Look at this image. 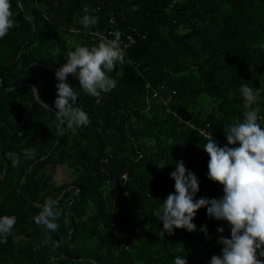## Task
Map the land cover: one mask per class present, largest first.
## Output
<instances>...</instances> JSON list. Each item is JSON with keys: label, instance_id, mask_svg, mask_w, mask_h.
<instances>
[{"label": "trees", "instance_id": "trees-1", "mask_svg": "<svg viewBox=\"0 0 264 264\" xmlns=\"http://www.w3.org/2000/svg\"><path fill=\"white\" fill-rule=\"evenodd\" d=\"M10 3L15 26L0 39V217L15 216L16 224L0 244V264H173L177 255L209 264L221 255L217 228L230 237V227L206 208L193 219L195 231L174 235L162 232L155 213L175 191L176 160L197 176V199L223 195L207 177L202 147L211 134L227 143L224 131L242 117L241 84L260 90L264 127V0ZM85 9L96 26L79 22ZM108 25L135 42L108 73L117 84L99 103L69 75L90 118L69 129L54 112L55 70L67 51L94 45L86 31ZM34 84L53 111L35 98ZM58 165H67L71 180H53ZM48 197L59 201L55 232L34 221Z\"/></svg>", "mask_w": 264, "mask_h": 264}, {"label": "clouds", "instance_id": "clouds-1", "mask_svg": "<svg viewBox=\"0 0 264 264\" xmlns=\"http://www.w3.org/2000/svg\"><path fill=\"white\" fill-rule=\"evenodd\" d=\"M85 13L79 22L85 28L96 26L98 18L88 15L87 9ZM14 15L10 0H0V39L14 28ZM91 31H86V38L94 45L76 46L74 50L67 51L65 63L55 70L54 112L69 129L90 124L89 115L77 106L78 93L68 82L69 75L78 80L84 93L99 103L102 93L110 92L117 84L108 73L115 70L117 63L123 64L125 61V53L118 40L101 38L98 43H93L90 41ZM30 89L45 109L53 111L41 99L36 87ZM239 92L243 99L242 117L224 131L227 143L219 146L211 134L205 136L207 142L202 147L210 157L207 177L223 186V195L197 199V176L187 169L182 160H176L175 170L170 173L175 181V191L161 200L162 206L155 213L163 224L162 232L168 235H174L175 229L195 231L193 219L201 208H206L209 218L226 221L230 227V237L223 235V227L217 228V232L221 233L217 242L222 245V254L212 255L209 264H264V260L258 258L264 257V127L260 123L261 108L257 103L260 90L241 84ZM23 152L29 158L35 155L32 148H25ZM8 158L14 166L20 163L16 153H9ZM37 207L41 210L34 217L35 223L46 231H57L59 201L48 197L43 205ZM15 224V216L0 217V244L7 243ZM199 230L210 238L206 225ZM174 251L179 252L180 249L177 247ZM173 264H187V257L177 255Z\"/></svg>", "mask_w": 264, "mask_h": 264}, {"label": "built area", "instance_id": "built-area-1", "mask_svg": "<svg viewBox=\"0 0 264 264\" xmlns=\"http://www.w3.org/2000/svg\"><path fill=\"white\" fill-rule=\"evenodd\" d=\"M125 34L122 33L121 30L110 27V25L106 26L104 29H99L96 31L90 32V41L93 43H98L101 38H105L108 40L116 39L120 45V48L125 53L126 50L135 42V38L133 34H128L124 37Z\"/></svg>", "mask_w": 264, "mask_h": 264}, {"label": "rangeland", "instance_id": "rangeland-1", "mask_svg": "<svg viewBox=\"0 0 264 264\" xmlns=\"http://www.w3.org/2000/svg\"><path fill=\"white\" fill-rule=\"evenodd\" d=\"M76 42H77L76 40L73 41V43ZM53 180L58 184L71 180V174L67 165H58L55 168V175Z\"/></svg>", "mask_w": 264, "mask_h": 264}, {"label": "water", "instance_id": "water-1", "mask_svg": "<svg viewBox=\"0 0 264 264\" xmlns=\"http://www.w3.org/2000/svg\"><path fill=\"white\" fill-rule=\"evenodd\" d=\"M32 29L34 30L35 29V22L33 21V26H32ZM0 85H2V80L0 79ZM34 87H36L37 88V86L34 84L33 85ZM4 87V86H3ZM8 89H14V87H10V88H8ZM68 188H66L65 190H64V192L67 190ZM79 190H80V188H79ZM63 192V193H64Z\"/></svg>", "mask_w": 264, "mask_h": 264}]
</instances>
